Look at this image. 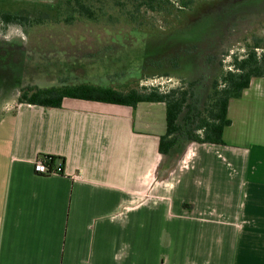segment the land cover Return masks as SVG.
I'll list each match as a JSON object with an SVG mask.
<instances>
[{
    "label": "crops",
    "instance_id": "1",
    "mask_svg": "<svg viewBox=\"0 0 264 264\" xmlns=\"http://www.w3.org/2000/svg\"><path fill=\"white\" fill-rule=\"evenodd\" d=\"M17 99L0 107V264H264V77L229 100L224 145L167 156L164 103ZM44 157L62 173H35Z\"/></svg>",
    "mask_w": 264,
    "mask_h": 264
},
{
    "label": "rangeland",
    "instance_id": "2",
    "mask_svg": "<svg viewBox=\"0 0 264 264\" xmlns=\"http://www.w3.org/2000/svg\"><path fill=\"white\" fill-rule=\"evenodd\" d=\"M56 2L0 4L10 13L48 15L39 26L0 24V107L28 88L163 91L189 82H197L201 107L214 80L233 69L234 57L241 59L255 43L264 48V0H202L184 12L145 13L141 25L109 5L98 23L80 18L66 25L55 21Z\"/></svg>",
    "mask_w": 264,
    "mask_h": 264
},
{
    "label": "trees",
    "instance_id": "3",
    "mask_svg": "<svg viewBox=\"0 0 264 264\" xmlns=\"http://www.w3.org/2000/svg\"><path fill=\"white\" fill-rule=\"evenodd\" d=\"M202 0H57L56 22L72 24L80 18L99 22L110 10L118 8V15L133 24H142L145 13H170L188 11ZM112 18L111 15L108 16ZM48 22V15L29 17L18 13L0 12L2 25L35 26ZM258 49L261 52L258 53ZM232 70L222 73L212 84V90L199 107L195 93L197 82L160 91L143 88L121 92L112 88L80 84L35 90H22L17 102L45 108H61L64 99H78L134 108L138 103H164L166 132L159 139L158 152L169 155L182 143L224 145L223 130L231 124L227 117L229 100L238 99L249 87L252 78L264 77V48L255 43L248 47L241 59L234 57ZM50 164L56 158L48 157ZM189 207L188 205H184Z\"/></svg>",
    "mask_w": 264,
    "mask_h": 264
},
{
    "label": "built area",
    "instance_id": "4",
    "mask_svg": "<svg viewBox=\"0 0 264 264\" xmlns=\"http://www.w3.org/2000/svg\"><path fill=\"white\" fill-rule=\"evenodd\" d=\"M33 169L35 173H38L43 176L62 173V165L55 167V162L54 164H50V160L48 157H44L36 161L33 165Z\"/></svg>",
    "mask_w": 264,
    "mask_h": 264
}]
</instances>
